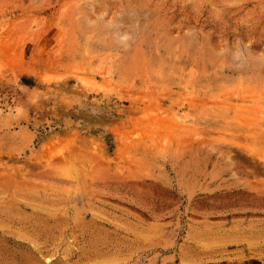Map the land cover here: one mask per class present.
<instances>
[{"label":"rangeland","instance_id":"374dc122","mask_svg":"<svg viewBox=\"0 0 264 264\" xmlns=\"http://www.w3.org/2000/svg\"><path fill=\"white\" fill-rule=\"evenodd\" d=\"M0 264H264V0H0Z\"/></svg>","mask_w":264,"mask_h":264},{"label":"bare ground","instance_id":"6f19581e","mask_svg":"<svg viewBox=\"0 0 264 264\" xmlns=\"http://www.w3.org/2000/svg\"><path fill=\"white\" fill-rule=\"evenodd\" d=\"M152 119H154V118H152ZM139 121H141V120H139ZM156 122H157V121H156ZM174 122H175V120H174ZM174 122H173L174 126H178V125H177L178 123H174ZM176 122H177V121H176ZM246 122H247V121H246ZM130 123H131V122H130ZM160 123H161V122H160ZM134 124H135V123H134ZM144 124H146V123H144ZM175 124H176V125H175ZM154 127H155V126H154ZM167 127H168V126H167ZM147 128H148V127H147ZM149 128H150V127H149ZM155 131H156V129H155ZM146 135H147V134H146ZM150 141H151V140H150ZM48 162H49V161H48ZM9 206H10V205H9Z\"/></svg>","mask_w":264,"mask_h":264}]
</instances>
